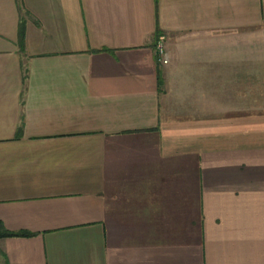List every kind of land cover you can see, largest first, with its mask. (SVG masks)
Here are the masks:
<instances>
[{
	"label": "crops",
	"instance_id": "0c3cea01",
	"mask_svg": "<svg viewBox=\"0 0 264 264\" xmlns=\"http://www.w3.org/2000/svg\"><path fill=\"white\" fill-rule=\"evenodd\" d=\"M0 223V264H264V0H0Z\"/></svg>",
	"mask_w": 264,
	"mask_h": 264
},
{
	"label": "trees",
	"instance_id": "16d2710c",
	"mask_svg": "<svg viewBox=\"0 0 264 264\" xmlns=\"http://www.w3.org/2000/svg\"><path fill=\"white\" fill-rule=\"evenodd\" d=\"M23 37H24L23 22L21 21L20 22V31H19V47H20V49H23L22 48ZM32 236H33L32 233L25 232V231H22V232H8V231H6L3 228L2 224L0 223V239H3V238H30Z\"/></svg>",
	"mask_w": 264,
	"mask_h": 264
},
{
	"label": "built area",
	"instance_id": "2783aa9c",
	"mask_svg": "<svg viewBox=\"0 0 264 264\" xmlns=\"http://www.w3.org/2000/svg\"><path fill=\"white\" fill-rule=\"evenodd\" d=\"M155 51L158 57V62L162 65L168 63V55L164 46V37L158 36L155 44Z\"/></svg>",
	"mask_w": 264,
	"mask_h": 264
}]
</instances>
